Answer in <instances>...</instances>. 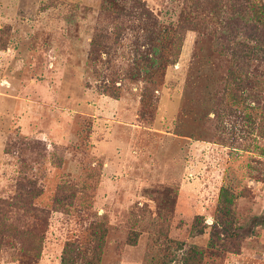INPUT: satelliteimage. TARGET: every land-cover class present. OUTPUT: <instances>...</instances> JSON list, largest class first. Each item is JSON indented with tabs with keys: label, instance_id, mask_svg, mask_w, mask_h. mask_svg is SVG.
<instances>
[{
	"label": "rangeland",
	"instance_id": "obj_1",
	"mask_svg": "<svg viewBox=\"0 0 264 264\" xmlns=\"http://www.w3.org/2000/svg\"><path fill=\"white\" fill-rule=\"evenodd\" d=\"M240 42L264 0H0V264H84L99 224L100 264H264Z\"/></svg>",
	"mask_w": 264,
	"mask_h": 264
},
{
	"label": "trees",
	"instance_id": "obj_2",
	"mask_svg": "<svg viewBox=\"0 0 264 264\" xmlns=\"http://www.w3.org/2000/svg\"><path fill=\"white\" fill-rule=\"evenodd\" d=\"M246 3L248 0H244ZM254 25V24H253ZM253 27H256V25H254ZM240 52L239 54H237L235 52V54L238 55V57L243 60H253L255 59L256 57H263L264 55V50L257 53L256 54V47L251 44V43H248V42H244L243 45L241 44L240 42ZM226 46H223V48H225ZM243 48V49H242ZM243 54V56H242ZM247 62V61H246ZM218 222H220V224L224 227L225 229V221L224 220H218ZM95 230L93 231L92 235L94 237V243H93V249H92V253L90 255V257L88 258H84L85 262L84 264H100V261H101V251H102V245H103V242H104V237H105V233H106V228L103 226V225H97L95 228ZM229 230V229H228ZM226 231V229H225ZM215 236V232L213 234ZM216 237H219V235L217 234ZM210 245H212V247H217L215 243H213V241H210ZM76 245H74L73 243H71L69 246L66 247V255L63 256L62 260H61V264H70L68 259H69V256H67V252L69 254L71 253H74L76 256L79 255V252L77 248H75ZM189 254V258L186 259V261L188 263H192L193 259H194V256H196L197 254L194 252V251H191L188 253ZM193 258V259H192Z\"/></svg>",
	"mask_w": 264,
	"mask_h": 264
}]
</instances>
